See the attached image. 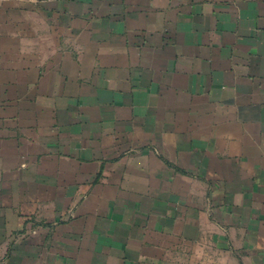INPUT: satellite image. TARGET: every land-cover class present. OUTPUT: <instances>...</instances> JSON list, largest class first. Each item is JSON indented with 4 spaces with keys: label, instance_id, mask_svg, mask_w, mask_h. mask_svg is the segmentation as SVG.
Returning <instances> with one entry per match:
<instances>
[{
    "label": "crops",
    "instance_id": "0c3cea01",
    "mask_svg": "<svg viewBox=\"0 0 264 264\" xmlns=\"http://www.w3.org/2000/svg\"><path fill=\"white\" fill-rule=\"evenodd\" d=\"M0 264H264V0H0Z\"/></svg>",
    "mask_w": 264,
    "mask_h": 264
}]
</instances>
